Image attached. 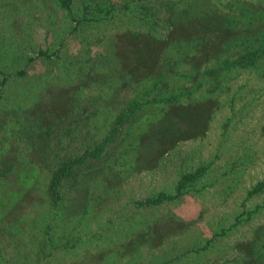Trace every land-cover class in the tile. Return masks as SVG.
Here are the masks:
<instances>
[{
  "label": "rangeland",
  "instance_id": "rangeland-1",
  "mask_svg": "<svg viewBox=\"0 0 264 264\" xmlns=\"http://www.w3.org/2000/svg\"><path fill=\"white\" fill-rule=\"evenodd\" d=\"M167 1L0 7V79L26 70L6 84L0 101V264H161L175 249L209 241L190 263L264 264V207L253 212L264 194H250L264 179V65L234 69L227 84L206 83L193 97L179 92V102L166 106L167 89L184 71L171 62L185 53L183 44L199 45V36L211 42L196 48L205 56L197 64L213 62L220 50L208 26L200 28L204 13L156 29L150 12ZM211 4L231 23L264 24V0ZM156 79L171 84L145 95ZM136 96L144 100L137 122L114 138L99 167L93 163V177L80 189L68 182L65 202L51 205L46 195L42 202L54 152H83L105 137L114 107ZM76 106L70 124L64 116ZM201 166L181 199L135 204L161 190L174 194L181 176Z\"/></svg>",
  "mask_w": 264,
  "mask_h": 264
},
{
  "label": "trees",
  "instance_id": "trees-1",
  "mask_svg": "<svg viewBox=\"0 0 264 264\" xmlns=\"http://www.w3.org/2000/svg\"><path fill=\"white\" fill-rule=\"evenodd\" d=\"M25 1L26 0H3L0 7L19 12V4H25ZM60 1L66 8L72 10L74 0ZM184 2L185 4L182 6L181 4ZM150 13L151 17H149V22L155 21L154 27L156 29L163 21H171L173 18L180 19L181 16L184 18L187 16L189 20H193L196 16L204 13L202 16L203 20L198 21L201 25L200 28L207 25L208 30H204L205 34L207 36L215 35V41H213V44H217V48H219L218 45L220 46L218 55L213 62L212 60H208L202 63L198 62L199 64H197L196 60H200L205 56L199 57V52H196V48L199 46L201 48L208 46L209 48H212L211 42L207 40L206 36L203 38L204 41L199 36L197 39L201 42V44L198 45L195 40L183 44L185 47V53H182L181 57L172 58L171 62L176 65L180 64L184 71L183 73H177L179 74V83L177 85L174 83L173 86L175 88H173L171 92L167 89L170 93V98L169 100H166V106L177 104V102H179L177 100V94L179 92H181V94L183 92L186 97H193L198 90H201L204 86H206V83L216 81L220 86L227 84L234 73V69H257L264 65V24L257 22V20L242 19L237 23H231V20L227 18L225 13L218 10L211 4V0H168L165 4L161 3L158 7L153 6ZM222 36L223 40H218V38H221ZM41 53L45 54V51H41ZM204 64L206 65L205 68H199L201 65L204 66ZM165 73L167 72L162 73L160 76H166L167 74ZM24 74H26V70L19 69L15 74H11L0 79V101L6 94V84L13 78L23 77ZM151 76L153 77L155 75ZM166 78L168 81L169 76L165 77V79ZM165 79H156L153 81L151 88L145 87V89L148 90L145 95L149 94V90L152 89L153 86L157 90L162 88V83L168 84L164 81ZM145 82L146 86L150 80L147 79ZM215 90L216 88H213L212 90H207L206 93H210V91L213 92ZM143 105L144 100L139 99L137 96L133 97L129 101L125 100L124 97L121 106L114 107L109 124L107 125L108 132L105 137H102L100 140L95 139V141L89 144L83 152H66L64 148L57 153L54 152V154L51 152V154H53L54 161H52V168L50 171L45 172L47 184L45 185V188L42 187L41 201L43 202L44 196L46 195L45 197L50 198L51 205H57L61 202H65L68 198V191H65L68 182L74 181V186H77L76 188L80 189L81 186L78 185L85 184L88 178L93 177L94 171H91L90 169L93 168V163H96L99 167L97 161L101 157H105V151L108 152L111 150L110 147L112 143L117 140L114 138L118 137L121 131L132 127V125L137 122V119H134V117L137 115V111L141 112L140 109ZM77 114L76 106L74 112L69 111L65 114L64 120L73 124L74 122H77ZM62 134L63 133H61V135ZM50 146H53V142H50ZM117 147L118 146H115V148ZM84 168L86 169L85 171ZM204 168L205 166H201L197 171H191L183 174L179 181L175 184L176 192L174 194L161 190L156 193H151L142 199H137L135 204L138 208L156 207L164 205L166 201L173 202L178 200L180 197L182 198V196L189 192L190 188L193 187L195 182L202 176ZM250 194H264V179L258 182L255 187L250 190ZM262 207H264V198L262 202L255 207L253 212H256ZM136 213L140 214L139 211ZM210 242L211 241L203 247H198L193 243L191 244L193 246L190 245L191 247L189 246L188 249L184 246L181 253L178 249H175L176 253L173 255L175 258L164 260L161 264H173L180 262L181 259H187V263L189 264L201 255L204 250L208 249ZM13 264L17 263L14 262ZM194 264L198 263L194 261Z\"/></svg>",
  "mask_w": 264,
  "mask_h": 264
}]
</instances>
